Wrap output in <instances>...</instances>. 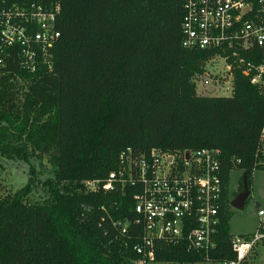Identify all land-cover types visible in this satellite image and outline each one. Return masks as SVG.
<instances>
[{"label":"trees","instance_id":"trees-1","mask_svg":"<svg viewBox=\"0 0 264 264\" xmlns=\"http://www.w3.org/2000/svg\"><path fill=\"white\" fill-rule=\"evenodd\" d=\"M0 2L60 7L52 68L30 72L9 60L0 69V160L22 161L30 175L26 186L0 196V264H134L143 230L134 223L135 193L85 187L117 170L128 148L137 157L153 149L220 150L223 204L210 259L163 240L155 255L157 263L235 261L230 178L240 171L238 192L245 176L251 194L254 171L264 169V91L233 63L230 95L197 92L206 62L220 50L183 46L184 1ZM240 55L264 59L257 46ZM116 221H130V232L122 235ZM260 247L240 264L264 261Z\"/></svg>","mask_w":264,"mask_h":264},{"label":"built area","instance_id":"built-area-1","mask_svg":"<svg viewBox=\"0 0 264 264\" xmlns=\"http://www.w3.org/2000/svg\"><path fill=\"white\" fill-rule=\"evenodd\" d=\"M183 46L188 49L220 50L211 59L226 64L232 88L233 63L243 67L251 83L264 91V59L259 64L246 60L241 50L257 46L264 56V0H183ZM59 5L7 6L0 2V69L9 60L21 69L37 71L52 68L53 49L60 32L56 28ZM233 60V62L229 60ZM205 72L200 79L209 78ZM217 76V75H216ZM217 76L215 83L219 85ZM199 79V80H200ZM197 82L209 84L207 79ZM228 80V79H227ZM264 145V126L260 136ZM264 166V161H263ZM91 192H134V223L143 227L140 241L134 245L139 258L134 264H156L155 245L163 240L173 246L204 252L216 246L215 236L221 223L224 184L219 149L203 148L176 153L153 149L137 157L131 148L121 153V166L105 178L85 181ZM260 223L250 237L236 236L232 247L240 264L252 250L264 243V209L258 207ZM121 234L130 232V221H116ZM260 264H264L262 261Z\"/></svg>","mask_w":264,"mask_h":264},{"label":"rangeland","instance_id":"rangeland-1","mask_svg":"<svg viewBox=\"0 0 264 264\" xmlns=\"http://www.w3.org/2000/svg\"><path fill=\"white\" fill-rule=\"evenodd\" d=\"M205 70L209 75L207 79L209 84H205L202 79V83L197 86L198 93L200 95H210V96H228L231 94L232 88L230 87V76L228 75L226 64L221 59L211 60L206 62ZM225 76L224 79H220L222 82L220 85L215 83L217 76ZM228 79V80H227ZM49 168V165H47ZM44 175V174H43ZM47 175V174H46ZM44 175L43 178H46ZM241 172L233 170L230 178L229 190L232 194L233 199L239 193V186L241 184ZM29 165L22 161H12V160H0V196L3 195L4 190L12 189L19 190L27 185L29 181ZM38 188L34 191V196L36 200L40 198L43 190L40 187V183L37 185ZM6 188V189H5ZM258 207L264 209V169H258L254 171L253 182L251 188V194L244 209L232 208L233 217L231 220V233L234 237L239 234L254 233L260 223V218L258 215ZM259 249V260H264V247ZM258 260V263L260 262ZM156 264H171V263H156ZM196 264H219L218 262H199Z\"/></svg>","mask_w":264,"mask_h":264},{"label":"water","instance_id":"water-1","mask_svg":"<svg viewBox=\"0 0 264 264\" xmlns=\"http://www.w3.org/2000/svg\"><path fill=\"white\" fill-rule=\"evenodd\" d=\"M250 196V188L246 177H243V191L239 192L237 196L231 201V206L236 209H244L246 201Z\"/></svg>","mask_w":264,"mask_h":264},{"label":"crops","instance_id":"crops-1","mask_svg":"<svg viewBox=\"0 0 264 264\" xmlns=\"http://www.w3.org/2000/svg\"><path fill=\"white\" fill-rule=\"evenodd\" d=\"M245 234H249V233H245ZM240 235V234H239Z\"/></svg>","mask_w":264,"mask_h":264},{"label":"flooded vegetation","instance_id":"flooded-vegetation-1","mask_svg":"<svg viewBox=\"0 0 264 264\" xmlns=\"http://www.w3.org/2000/svg\"><path fill=\"white\" fill-rule=\"evenodd\" d=\"M236 196H237V195H236ZM236 196H235V197H236Z\"/></svg>","mask_w":264,"mask_h":264}]
</instances>
